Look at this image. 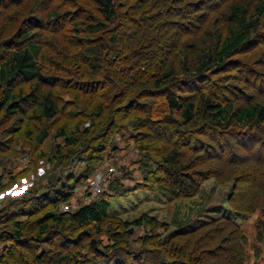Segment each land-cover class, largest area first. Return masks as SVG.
I'll list each match as a JSON object with an SVG mask.
<instances>
[{
	"label": "trees",
	"instance_id": "16d2710c",
	"mask_svg": "<svg viewBox=\"0 0 264 264\" xmlns=\"http://www.w3.org/2000/svg\"><path fill=\"white\" fill-rule=\"evenodd\" d=\"M0 8L3 12V17H0L3 22L0 24V115L3 120H11V125L7 124V137L0 139V189L9 187L17 176L7 171L8 182L11 183L7 184L2 180L7 172L1 173V168L5 166L1 163V158L9 151L15 152L18 142L16 139L19 137L14 136L22 128V132L35 133L34 137H28L34 140V145L42 144L55 130V135L63 137L67 147L83 145L84 148L78 150L77 154L90 151L84 157L85 169L74 179L76 163L81 162L82 157L70 158L73 151L68 156L62 155L69 162L66 166H60L62 169L57 173L66 174L64 180L72 179L69 184H65L56 174V177L50 179V183L35 186V190L31 185L17 194H9V206L0 214V242L3 243L0 264L16 263L17 252L19 259L23 260L18 264H126L133 258L138 259L137 264H142V261L144 264H195L193 257L196 256H193L190 249L173 248V241L168 239L163 243L162 239L158 240L162 244H157L158 250L142 249L135 256L126 251L125 260L117 255L105 254L104 251L122 248L124 236L132 233L131 225L140 226L145 223L151 229L162 225V222L158 223L156 218L145 213L131 222L111 219L107 211L109 203L102 198L107 193L106 190L98 195H102L101 197L92 198L74 210L61 211L58 206L68 203L66 201L69 200L72 189L70 192L67 189L74 187V183H85L101 157L95 146L91 145L93 138L102 139L117 128L133 125L135 120L139 123L133 130L143 138L149 137L150 133L154 137L163 133L176 137L180 129L184 132L182 140L178 137L169 141L157 154L160 157L158 170L160 175L165 174V179L161 176L156 177L155 181L166 195L175 198L195 195L201 181L206 178L200 177L201 173L208 171H213L212 176L221 178V182L227 178L235 179L236 188L238 165L249 162V159H242L238 155L226 157V170L229 172L224 177L219 170L221 165H216L212 159L222 156L225 145L222 143L215 148L198 137L201 135L213 140L207 131L214 130L219 136L214 139L219 140L222 135L232 137V131L236 130L237 125H252L246 130L264 126V103L257 97L262 93L252 97L251 94L246 95L243 91L249 89H244L243 82L230 85L226 91L224 85L218 87L219 90L213 89V76L217 71L248 67V63L241 58L237 60L238 56L264 45V0H0ZM80 11L86 15L80 16ZM210 16H214L213 32L206 28L210 25L206 20ZM177 18H184L189 22H182ZM190 28H193V32L189 31ZM160 29H166L169 34L162 33ZM44 30L49 37L44 36ZM199 30V33H204V38L199 40V47L194 48L193 43L185 42L189 39H181L183 35L194 34ZM170 35L172 36L169 37ZM125 38L127 41H124ZM114 43H119L117 45H120V49H115ZM128 44L135 48L124 51L126 49L123 45ZM208 47L210 54L203 53ZM135 51L132 57L135 59L130 67H117L116 61L120 54L125 57ZM250 54L246 58L249 57L252 61ZM155 63L158 67H155ZM50 64L57 67L55 72H43ZM151 67L157 70L154 77L146 75ZM139 68L141 73L137 75ZM262 74L264 73L258 75L263 76ZM181 76H187V79L183 80ZM261 79L258 81L260 86L264 82V78ZM67 87L82 96L88 95L87 107L94 99L100 100L98 103L94 102L95 106L92 107L97 118H102L98 125L103 124L105 116H114V121L105 122L104 130L94 137L86 127L82 132H77L82 137L67 136L64 126L55 125L60 118L71 117L67 115L66 106L72 100H63L56 92L57 89L65 90ZM106 88L107 91L103 92ZM262 88L264 89V85ZM236 89L246 99L245 102L237 103L232 96L234 93L225 100L215 97L216 91ZM136 90L133 94L136 97L133 99L141 101H126L128 94ZM135 102L138 103L136 107ZM130 114L132 119H128ZM175 114L180 116L178 120L173 119ZM83 137L86 138L84 141L81 140ZM188 138L193 139L194 145H188ZM32 151L29 150L28 156H31ZM30 158L34 161V157ZM25 172L26 170L23 174ZM263 176L262 170L260 178L264 181ZM259 190L262 189L258 186L257 191ZM229 201L234 202L233 192ZM221 220H226V223ZM262 222L261 220L258 227ZM51 223L56 226L50 225ZM90 223L97 226L96 231L113 223L112 226H116V232H119L110 237L111 244L100 252L97 259L99 262L93 263L91 259L78 262L72 257H76V252L72 253L66 246L62 247V243L55 248L53 242L49 241V250L41 249L38 244L46 242L47 237L55 236L56 228L62 231L70 224L84 228ZM230 224L234 226L225 217H218L209 223L195 225L187 232L177 233L175 237L184 239L181 246H189L191 241L194 245L195 242L199 243L203 253L197 256V264H206L212 257V250L203 246L210 244L208 233L214 231L201 233V227L205 225V230L219 227L214 232L215 238H218L225 234L223 231L229 229ZM145 236L144 243H150L151 234ZM9 240L13 241V246L12 243H4ZM223 240L233 239L226 234ZM88 244L99 249L93 240L88 241ZM88 244L81 249L90 250ZM225 248L219 255L221 261L215 262L216 264H242L241 253L234 250V244L224 250ZM157 251L164 260L157 258ZM226 251L228 253L225 256Z\"/></svg>",
	"mask_w": 264,
	"mask_h": 264
},
{
	"label": "rangeland",
	"instance_id": "374dc122",
	"mask_svg": "<svg viewBox=\"0 0 264 264\" xmlns=\"http://www.w3.org/2000/svg\"><path fill=\"white\" fill-rule=\"evenodd\" d=\"M59 9L65 10L63 8ZM1 10L2 8H0V17H3V12ZM182 10L187 12L185 8ZM83 14L86 15L85 12L80 11L79 15L81 16ZM213 18L214 16H210L206 19L208 20V23H210V25L206 27L207 31L209 32H213L215 30ZM153 19H155V16H153ZM177 19L180 21L182 20V22H189L184 18ZM2 23L3 22L0 18V24ZM201 26H203V24ZM192 29L193 28H190L189 31L193 32ZM160 30L162 33L169 34L166 29ZM200 31L201 30L194 34L190 33L188 35H183L181 39H189L185 42L189 44L193 43L194 48H197L199 47V40L204 38V33H199ZM44 33L45 37H49L46 30H44ZM171 36L172 35L169 37ZM125 40L127 41L126 38L124 41ZM213 43L214 40H212V44ZM117 44L114 43V46L113 44L111 45L115 47V49H120V45ZM123 48L126 49L124 51H130L135 47L128 44L126 46L123 45ZM141 48L139 49L141 50ZM208 48L204 49L203 53L210 54V47ZM257 48V50H255L256 48H253L250 50V52H244L237 58V60L241 58L244 62L248 63V67L239 66L217 71L215 76H213L215 77L213 89L219 90L218 87L224 85L223 87L226 91V88L230 85H236L237 82H243L245 83V88H243L249 89L243 92L246 95L251 94L250 97L256 95L257 93H262L263 95H257V97L261 102L264 103V89L262 88L264 82L262 86H260V83L258 84V81L262 80L261 78H264V74H262L263 76L258 75L259 73H264V45H260ZM135 53L136 51L131 52L129 56L125 57L120 54L119 59L116 61L118 62L117 67H130L134 62L133 59H135V57H132ZM249 53H251L250 55L252 56V61L249 57L246 58ZM111 55L112 54H109V56ZM54 57L58 58V56ZM49 66L50 67L47 70H43V72L54 73L57 67L51 66V64ZM155 67H158V64L155 63ZM155 67H151L146 72V75L154 77L157 71ZM140 71L141 68L137 70L136 74L139 75L141 73ZM57 75L63 74L57 73ZM114 76L118 77L115 74ZM217 76L218 78H216ZM148 77L149 76H147V78ZM181 78L186 80L187 76H181ZM239 87L242 88L240 85ZM137 90L132 92V94H128L126 101L128 99L137 100L138 102L139 100L141 101V99H133L135 96H133V94L136 93ZM232 90L227 92L216 91L217 95L215 94V97H220L222 100H225V98L231 97V93H234L232 96L235 97L237 103L245 102L246 99L238 93L237 89L236 91ZM105 91H107V88L103 90V92ZM56 92L63 100H72V102L66 106V111L68 113L67 115L71 116L70 119L62 117L60 120L55 122L56 126L60 125V127H65L64 129L67 136L82 137V135L77 132H82L84 127H86L90 130V134L94 137L104 130L106 123L110 122V120L114 121V116L113 118H107V116H105L103 124L98 125L102 121V118H97L98 115H96V111L92 110V107L95 106L94 102L98 103V101H100L97 98L94 99L92 104L87 107L88 95L82 96L77 91H74L69 87L65 88V90L61 88L57 89ZM123 104H125V102ZM137 104V102L134 103L135 107ZM116 106H118V104ZM162 113H164V111ZM132 118L133 116L130 114L128 119ZM179 118L180 116L175 114L173 119L178 120ZM138 123L139 121L135 120L133 125L127 124L122 128H117L113 130L110 135H105L102 139H96V137L93 138L91 145L95 146L101 157L99 158L100 160H97L96 166L93 172H91L92 174L88 177V180L93 181L95 179H100V175L101 177L102 175L106 176L108 166L114 167L115 174L110 175V177L107 178V181L101 184V191L93 196L89 192L84 191V188H89V186H84L85 184L83 185L84 182L74 183L75 185L73 184V188L70 187L67 189L68 192H70L72 189L70 193L71 196L69 200L66 201L68 203L59 205L58 209L61 211L74 210L80 204H83L92 198L101 197L102 195H98L106 190L107 193H105L102 198L106 199L109 203L107 211L108 217L111 219L131 222L133 219L145 213L156 218L158 223L162 222V225L152 229L150 228V225H146L145 223L140 226L131 225L130 227L132 228V233L124 236L125 241L122 243V248L120 250L111 249L112 252H110L111 250L104 251L105 254L109 256L115 255V257L117 255L120 256L122 260H125L127 252H129V254L133 253L135 256V254L142 252L140 251L142 249L150 251L154 249L158 250L157 248L159 247L157 244L162 246L158 240L162 239L163 243L168 239L173 241V248L185 247L186 249H190L193 252V256H196L193 257L195 260L193 263L195 264L199 263V258L197 256L203 253V251L200 250L201 247L198 245L199 243L195 242L194 245L193 241H191L189 246H181L180 244L181 242L184 243V239L182 237H175V235L180 232H187L195 225L198 226L199 224H206L215 218L225 217V219L230 220L234 226L230 224L229 229L231 230L226 229L228 232L223 231L225 234L218 236V238H215L214 232H216L219 227H216L214 230H205V225L201 227L203 230L201 233L214 231L208 233V236L210 237V244L203 246L212 250V257H210V259L207 260L208 262L205 263L216 264L215 262H220L221 260H219V255L223 248H228L234 244V250L236 252L240 251L241 253L242 264H264V181L260 178V173L262 170L264 171V126H259V128L254 127L252 129L246 130L247 127H252V125H237L236 130L232 131V137H225L222 135L220 136L219 140L214 139L219 137L214 132V130L207 131V133L213 137V140L211 138L208 139L206 136L204 137L200 135L198 138L201 141L204 140L206 144H209L212 147L216 148L222 143L225 145L222 156L212 159L216 165H221L219 170L223 172L224 177H226L225 174L229 172L226 170L228 162L226 157L238 155L242 156V159L248 158L249 162L238 165L239 169L237 170L238 177L236 178V188L234 184L235 179L227 178L226 181L221 182V178L212 176L213 171H208L201 173L200 177L206 178L201 181L198 188L199 190L195 195L175 198L166 195L164 190H162L156 184V177L158 178L162 176L165 179V174L160 175L158 170L160 157H157V154L161 152L160 149H162V146L164 147L167 143H169V141L178 137L179 140H182L181 137H183L184 132L180 129V131H177L179 133L176 134L178 136L175 135L176 137H173L172 135L170 136L166 133L159 134L157 137H154L152 136L153 134L150 133L149 137L143 138L142 136H138V134H136V132L133 130V127L138 126ZM7 124L11 125V120H3L2 115H0V139L7 137ZM22 130L23 128L20 130V132H17L18 134L14 136L19 137L16 139L18 142L16 144V148L14 149L16 153L9 151V153L3 154L1 158V163L5 165L1 168V173L3 174L8 171L11 175L15 174L17 176L14 177L15 180L13 183L8 182V172L2 177L4 182L11 184L9 187L0 189V214L4 213L5 210L3 209H5L6 206H9L7 205V201L9 200L10 193L17 194L18 191H22L24 188L28 189L31 187V185L35 190V186L42 185L47 182L50 183V179L56 177V174H58L59 177L64 180V176L66 174L62 175V172L57 173L62 169L60 166H66V164L69 162L62 157L63 154L68 156L70 151H73L74 154L69 156L70 158L73 159V157H75L76 159H80L82 157L81 162L76 163L73 176L74 179L77 178L85 169L86 160L84 157L85 155H88L87 153H90V151H87L86 154H77L78 150L84 148L83 145L77 146L75 148L67 147L64 143V138L55 135V130H53L55 133H52L49 137H47L42 144L37 143L35 145L33 144V139H28V137H34L35 133L28 134L22 132ZM253 133L254 135H252ZM85 139V137L81 138L83 141ZM188 140V145H194L193 139L190 140L188 138ZM245 148L248 150H245ZM30 149L33 151L30 154L31 156H28L27 153ZM30 157H34V161H31ZM196 166L200 167L201 165ZM25 170L26 172L23 174ZM70 182H72V179L70 181H68V179L64 180L65 184H69ZM258 186L262 190L257 191ZM43 192H46V190H43ZM232 192L234 199L233 203L229 201V197ZM66 205L68 209H65ZM45 207L48 208L46 204ZM261 220L263 222L258 227ZM221 221L226 223V220ZM50 225L56 226L55 223H51ZM112 225L113 223L106 224L100 227V231H96L97 226L92 223L88 224L84 228L70 224L67 228H61L62 231H60L59 228H56L57 231L55 236L47 237L48 240L46 242L41 241L38 244H40L41 249L49 250V247H51L49 245V241L53 242L55 248L58 245L60 246L62 243V247L66 246L72 251V253L76 252V257H72H74L78 262H84L87 259H91V261L95 263V261H97L99 258L100 252H103V249L105 250L108 248V245L111 244L110 237L115 233H119L116 232V226ZM233 227H236V229L234 230ZM146 234H151L150 237L152 239L149 240L150 243L145 244L144 237H146ZM226 234L232 237L233 240L224 241L223 238ZM78 235L81 240H77L79 239L77 238ZM70 238H76V240ZM90 238L95 241L97 244L96 247H99V249H95L93 244V246L88 244V241H92ZM27 240H30V238L27 237ZM4 243H12L13 246L12 240ZM2 244L3 243L0 242V251H2ZM86 244L89 245L90 250L81 249L85 247ZM226 248L224 250H226ZM229 250L231 249H228V251ZM228 251H226V254H224L225 256L227 255ZM156 255L157 258L164 260L162 254L159 251L156 252ZM15 257L16 263L14 264H18V262L23 261L19 259L18 252L16 253ZM137 260L138 259L133 258L130 260V263L126 264H132L134 261V264H137ZM11 262H13V259ZM142 264H144V261H142ZM148 264H150V262Z\"/></svg>",
	"mask_w": 264,
	"mask_h": 264
},
{
	"label": "built area",
	"instance_id": "2783aa9c",
	"mask_svg": "<svg viewBox=\"0 0 264 264\" xmlns=\"http://www.w3.org/2000/svg\"><path fill=\"white\" fill-rule=\"evenodd\" d=\"M108 171L106 172V176L105 175H101L99 176L100 179H95L93 181H90V180H86L85 181V185L84 186H89V188H84V191H87L89 192L92 196L95 195V194H98L100 191H101V184H103L105 181H107V178L110 177V175H114L115 174V169L114 167L112 166H108L107 167ZM65 209H68L67 208V205H66V208Z\"/></svg>",
	"mask_w": 264,
	"mask_h": 264
}]
</instances>
